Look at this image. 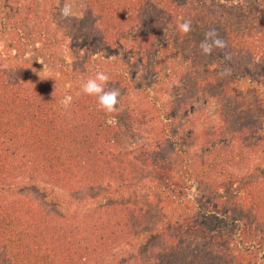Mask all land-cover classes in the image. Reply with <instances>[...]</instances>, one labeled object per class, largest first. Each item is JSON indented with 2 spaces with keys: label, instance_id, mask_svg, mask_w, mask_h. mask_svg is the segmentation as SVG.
<instances>
[{
  "label": "trees",
  "instance_id": "16d2710c",
  "mask_svg": "<svg viewBox=\"0 0 264 264\" xmlns=\"http://www.w3.org/2000/svg\"><path fill=\"white\" fill-rule=\"evenodd\" d=\"M208 1L86 0L85 28L93 27V31H101L107 38L112 32L117 34L121 29L125 30L124 25L128 22L139 19L132 28L138 31L137 38L143 43L150 37L149 27L162 21L177 27L184 19H189L192 31L188 34L178 31V42L191 59H215L218 52L226 55L262 53L264 27L256 23L257 19L250 20L257 18L258 14L252 16V13L243 12V8L250 7L249 1L243 6L242 0H236V8L232 0ZM257 10L259 13L262 8ZM46 25L38 32L47 37L49 30ZM209 29H214L226 46L222 49L214 47L211 54L206 55L199 45ZM3 32L0 29V34ZM12 62L11 58L0 55V264H88L94 257L105 255L132 236L141 234L148 224L151 210L143 203H147V199L153 202L151 196L135 202L124 200L132 187L130 179L144 167L138 158L133 157V151L123 147V135L118 124L108 123L97 97L76 93L65 108L53 84L39 76L29 75L25 66L15 62L11 65ZM190 76L194 85L190 94H212L215 83L211 76L195 72ZM212 95L227 99L226 106L232 105L223 85L219 84V91ZM241 104L246 105L239 102ZM182 107L183 104L178 105L179 110ZM164 110L170 114L171 108ZM226 111L228 113L221 115V123L207 128L206 140L234 134L244 128L246 116L240 109L234 107L232 114ZM169 118L174 121L173 115ZM181 158L179 170L183 176L206 182L210 190H218L221 186L229 189L237 183L236 195L234 192L231 194L233 199L242 200L243 207L249 209L247 213L252 216V223L264 231V176L243 177L235 171L241 170L242 162L248 158L243 147L235 151L231 144H216L201 159L191 152L189 144L184 143ZM171 166L177 169L175 165ZM23 174L42 179L51 177L70 190L106 183L99 196H111L114 202L68 218L64 214L56 216L46 205L35 207L17 197L2 196L3 184L9 178ZM165 175L161 173L154 183L142 185L153 195L158 194L160 202L161 195H167L170 199L167 204L171 205L175 202L171 195L174 190L169 184L173 182L171 176L166 179ZM111 180L117 183L113 184ZM56 199L54 204H62L63 213L71 211V200ZM163 218L171 217H160V223L150 233L154 240L147 255L132 259L128 264L233 263L219 245L208 247L205 244L207 237H198L186 229L167 230ZM208 218L212 230H216L213 228L215 225L221 227L217 216ZM238 243L245 256L262 253L260 261L264 260V241L252 243L242 238Z\"/></svg>",
  "mask_w": 264,
  "mask_h": 264
},
{
  "label": "rangeland",
  "instance_id": "374dc122",
  "mask_svg": "<svg viewBox=\"0 0 264 264\" xmlns=\"http://www.w3.org/2000/svg\"><path fill=\"white\" fill-rule=\"evenodd\" d=\"M224 1L228 0H221ZM232 1L236 8V0ZM246 1L250 7L243 8V12L252 16L257 13V18L250 20L257 19L256 23L264 27V0H242L243 6ZM259 7L262 10L258 13ZM85 8L86 0H0V29L4 30L0 34V55L11 58V65L15 62L25 66L29 75L53 84L62 100L66 95L82 93V85L99 71L109 77L106 90H120L118 110L104 115L108 123L114 120L118 124L123 147L133 151V157L144 167L130 179L132 187L124 200L135 202L151 196L153 202L147 199V203H143L151 210V216L141 234L132 236L105 255L94 257L88 264H128L132 259L146 256L154 240L150 233L160 223V217L166 215L171 218H163L166 220L164 228L186 229L198 237H207L205 244L208 247L219 245L233 260L232 264L264 262L260 261L262 253L245 256L240 251V239L252 243L264 241V231L252 223V216L247 213L249 209L243 207L242 200L233 199L231 194L236 195L237 183L229 189L221 186L210 190L206 182L191 180L179 170L182 144H189L191 152L203 159L216 144L228 143L235 151L243 147L248 156L242 162V169L235 168V171L243 177L264 176V48L262 53L226 55L218 52L215 59L194 60L179 45L175 24L162 21L149 27V39L140 43L138 31L132 28L138 24L139 19H135L124 25L125 30L120 28L119 33L112 32L110 37L104 38L101 31L85 28ZM45 24L49 30L47 37L38 32ZM194 72L211 76L215 83L212 94L219 91V84L223 85L232 105L226 106L227 99L219 95L190 94L194 89L190 75ZM179 104H183L181 110ZM167 107L171 108L170 114L164 110ZM234 107L246 116L244 128L206 140L207 128L221 123V115L226 110L232 114ZM169 115H173L174 121ZM161 173L166 174V179L171 176L173 182L169 184L174 190L171 195L175 202L171 205L167 204L170 201L167 195L162 194L160 202L158 194L153 195L142 185L154 183ZM105 185L70 190L51 177L42 179L23 174L3 184L2 196L17 197L35 207L46 205L56 216L64 214L68 218L99 205L112 204L111 196H99ZM56 198L71 200V211L63 213L64 206L54 204ZM212 215L220 219L221 227H213L216 230L209 226L208 216Z\"/></svg>",
  "mask_w": 264,
  "mask_h": 264
},
{
  "label": "clouds",
  "instance_id": "9594fccd",
  "mask_svg": "<svg viewBox=\"0 0 264 264\" xmlns=\"http://www.w3.org/2000/svg\"><path fill=\"white\" fill-rule=\"evenodd\" d=\"M179 32L188 34L192 31V22L189 19H184L181 23L177 25ZM225 42L220 39L214 29H209L205 33V39L201 41L199 47L203 54H211L214 47L224 48ZM109 83V77L102 71L95 74L94 78H89L83 85L82 91L90 96H95L98 98L99 106L106 112L112 113L116 112L117 105L119 103L118 97L120 96V90L118 88H109L106 90V85ZM70 87V85H66ZM72 102V97L66 95L61 103L65 108H67ZM109 123H115L114 120L109 121Z\"/></svg>",
  "mask_w": 264,
  "mask_h": 264
}]
</instances>
